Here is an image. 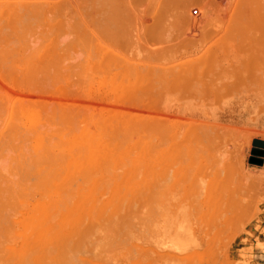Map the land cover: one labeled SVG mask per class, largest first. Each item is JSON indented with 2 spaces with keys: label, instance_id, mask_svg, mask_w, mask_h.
<instances>
[{
  "label": "rangeland",
  "instance_id": "1",
  "mask_svg": "<svg viewBox=\"0 0 264 264\" xmlns=\"http://www.w3.org/2000/svg\"><path fill=\"white\" fill-rule=\"evenodd\" d=\"M66 1L0 10V264H264V0Z\"/></svg>",
  "mask_w": 264,
  "mask_h": 264
},
{
  "label": "bare ground",
  "instance_id": "2",
  "mask_svg": "<svg viewBox=\"0 0 264 264\" xmlns=\"http://www.w3.org/2000/svg\"><path fill=\"white\" fill-rule=\"evenodd\" d=\"M3 1H4V0H3ZM23 1H24V4H22V0H19V1H18V0H17V1H14V0H13V2L11 1L12 3H11L9 0H7L6 2H8V3L5 2L7 5H5V4L1 1V3H0V10H2V7H4V8L7 9V11H8V10H11V11H9V13L13 12V13H11V14H14L15 12H17L18 14H19V12H20V13H21V12H24L23 14H25V12H27V13L32 12V14H33V13H38V12H39V13L45 12V13L47 14L46 11H48V13H49V11H52V10H53V12L56 11L55 13H57V12H67V11H70V10H78V9H79L78 7H81V3H80V5H79V4L76 2V5H75V4H72L71 2H67V1H66L65 3H63L62 0H61L62 3L59 2V0H58L57 2H55L56 4L52 2V1H54V0H45L44 2H39V0H38V2H34V3H29V2H32V0H23ZM48 1H49V2H48ZM77 1H78V0H77ZM85 1H86L88 4L91 2V0H84L82 5H85V3H86ZM89 1H90V2H89ZM92 1H93V3L91 2V4H90L89 6H88L87 4H86V6H84V7H85V10L87 9V11H88V9H89V10H91V11H96V14H97V15L100 14L101 12H103V11L106 12V11H108L109 9H110L109 12L112 11V10H111V7H110L111 4L108 3L109 1L112 2L111 0H109V1H108V0H104L105 2H104L103 0H92ZM99 1H100V2L103 1V3H102V2L100 3ZM114 1H115V0H114ZM130 1H132V0H130ZM150 1H151V0H150ZM152 1H154V0H152ZM157 1H158V0H157ZM162 1H164V0H160V1H158L157 4H158V3H162ZM166 1H169V0H166ZM166 1H165V2H166ZM174 1H175V0H173V1L170 0V2H172V4H173ZM178 1H179V0H178ZM178 1H176V2L178 3ZM180 1H181V0H180ZM182 1H183V0H182ZM188 1H189V0H188ZM188 1H187V2H188ZM191 1H192V0H191ZM223 1H224V0H223ZM229 1H230V0H229ZM58 2H59V3H58ZM73 2H74V1H73ZM115 2H117V0H116ZM115 2H112V3H113V8H112V9H113L114 11H115V9H114V7H115V6H114V3H115ZM127 2H128V1H127ZM170 2H168V4H167L168 8H169V9L174 8L176 5H175V6L172 5V6H174V7H172V6L170 7V6H169V5L171 4ZM185 2H186V0H185L183 3H181L182 6H183V9L181 8L182 6L179 7V9H180V8H181L182 10L185 9V8H184V7L186 6V3H185ZM189 2H190V1H189ZM2 3H3V5H2ZM106 3H108V4H106ZM154 3H155V2H154ZM169 3H170V4H169ZM8 4H9V5H8ZM109 4H110V5H109ZM126 4H127V3H126ZM128 4H129V3H128ZM165 4H166V3H165ZM183 4H184L185 6H184ZM74 5H75V7H74ZM77 5H78V7H77ZM104 5H108V6H109V9L107 10L106 8H107L108 6L105 7ZM117 5H118V4H117ZM117 5H116V6H117ZM119 5H120V4H119ZM123 5H124V4H123ZM145 5H146V4H145ZM159 5H160V4H159ZM161 5H164V4H161ZM221 5H223V4H221ZM226 5H227V4H226ZM228 5H229V4H228ZM125 6H126V5H125ZM187 6L189 7V4H188ZM187 6H186V7H187ZM159 7H161V6H158V5H157V8H159ZM163 7H166V5H164ZM71 8H72V9H71ZM73 8H75V9H73ZM117 8H119V6H117ZM134 8H135V7H134ZM136 8H137V7H136ZM166 8H167V7H166ZM177 8H178V7H177ZM204 8H206V6H205ZM98 9H99V11H97ZM150 9H152V8H150ZM81 10L83 11V9H81ZM85 10H84V11H85ZM147 10H148V9H146V11H147ZM163 10H164V9H163ZM174 10H175V8H174ZM188 10H189V9H188ZM209 10H210V9H209ZM114 11H113V12H114ZM132 11H133V10H132ZM166 11H167V10L165 9V12H166ZM168 11H170V10H168ZM168 11H167V12H168ZM176 11H177V10H176ZM184 11H185V10H184ZM75 12H76V11H75ZM77 12H78V11H77ZM88 12H89V11H88ZM109 12H108V14H109ZM182 12H183V11H182ZM39 13H38V14H39ZM146 13H147V12H146ZM146 13H145V15H146ZM150 13H151V12H150ZM155 13H156V12H155ZM155 13H154V14H155ZM162 13H164V11H163ZM174 13H175V11H174ZM179 13H180V12H179ZM11 14H10V15H11ZM21 14H22V13H21ZM32 14H31V15H32ZM38 14H36V15H38ZM94 14H95V13H94ZM94 14H93V15H94ZM110 14H111V13H110ZM151 14H152V13H151ZM166 14H167V13H166ZM171 14H172V13H171ZM175 14H176V13H175ZM19 15H20V14H19ZM26 15H27V14H25V16H26ZM85 15H86V14H85ZM87 15H88V14H87ZM89 15H90V13H89ZM101 15H105V14L103 13V14H101ZM145 15H144V16H145ZM152 15H153V14H152ZM15 16H17V15L15 14ZM33 16H34V15H33ZM131 16H132V15H131ZM133 16H134V15H133ZM19 17H21V16H19ZM23 17H24V15H23ZM101 17H102V16H101ZM134 17H137V16H134ZM134 17H132V18H134ZM138 18H139V17H138ZM141 18H142V17H141ZM19 19H20V18H19ZM25 19H26V18H25ZM127 19H128V18H127ZM15 20H16V19H15ZM22 20H23V19H22ZM26 20H27V19H26ZM105 20H106V19H105ZM131 21H132V20H131ZM138 21H139V20H138ZM17 22H18V21H17ZM22 22H23V21H22ZM22 22H20V23H22ZM27 22H28V21H27ZM31 22H32V21H31ZM103 22H104V21H103ZM18 23H19V22H18ZM29 23H30V21H29ZM110 23H111V22H110ZM14 24H15V23H14ZM15 25H16V24H15ZM25 25H26V24H25ZM143 25H144V24H143ZM143 25H142V26H143ZM18 26H19V25H18ZM128 26H129V25H128ZM139 26H140V25H139ZM26 27H27V25H26ZM26 27H25V28H26ZM140 27H141V26H140ZM20 28H21V27H20ZM22 28H23V27H22ZM28 28H29V27H28ZM141 30H142V29H141ZM139 33H140V31H139ZM140 35H141V34H140ZM143 39H144V38H143ZM234 48H235V46H234ZM238 48H239V46H238ZM217 49H218V48H217ZM173 50H174V49H173ZM201 50H202V49H201ZM210 50H211V49H210ZM222 50H223V49H222ZM228 50H229V49H228ZM235 50H236V49H235ZM239 50H240V49H239ZM238 52H239V51H238ZM205 53H206V52H205ZM211 53H212V52H211ZM218 53H219V52H218ZM231 53H233V52H231ZM239 53H241V55H242V52H239ZM197 54H198V53H197ZM254 54H255V53H254ZM231 55H232V54H231ZM255 55H256V54H255ZM194 56H195V55H194ZM205 56H206V55H205ZM242 57H243V56H242ZM192 58H193V57H192ZM197 58H198V57H197ZM263 58H264V57H263ZM209 59H210V58H209ZM198 60H199V58H198ZM210 60H211V59H210ZM193 61H195L196 63L198 62V61H196V60H193ZM193 61H190V63L193 62ZM237 62H238V61H237ZM240 63H241V62H240ZM240 63H238V64L241 65L242 63H241V64H240ZM203 66H204V63H203ZM218 68L220 69V67H218V65L215 66V68H214V70H213V71H214L213 73H215V72L219 73L218 76H219L220 73H221V75L223 76V71H222V70L225 69V68H223V69L221 68L220 70H219ZM235 68H236V67H235ZM241 68H242V67H241ZM260 68H261V67H260ZM260 68H258V69L256 70V71H258L257 73H262V72H263V70L261 71ZM200 69L202 70V67H200ZM210 69H211V67H210ZM216 69H217V71H216ZM230 69H231V68H230ZM237 69H238V68H237ZM207 70H208V69H207ZM218 70H219L220 72H219ZM238 70H240V68H239ZM203 71H204V70H203ZM208 71H209V70H208ZM210 71H211V70H210ZM221 71H222V72H221ZM226 71H227V70L225 69L224 72L226 73ZM50 72H51V71H50ZM190 72H191V70H190ZM201 72H202V71H201ZM201 72H200V73H201ZM205 72H206V71H205ZM205 72H204V73H205ZM211 72H212V71H211ZM211 72H210V73H207V72H206L207 76L209 75V77H210V74H213V73H211ZM236 72H237V71H236ZM46 73H47V72H46ZM191 73H192V72H191ZM191 73H190V75H191ZM192 74H193V73H192ZM237 74H239V73L237 72ZM251 74H252V73H251ZM254 74H255V72H254ZM203 75H204V74H203ZM213 75H214V74H213ZM213 75L211 76L212 79L216 77V76H215L216 74L214 75L215 77H213ZM249 75H250V74H249ZM249 75L247 74V76H249ZM256 75H257V74H255V76H256ZM258 75H259V76H258ZM258 75L256 76V78H257V85H261V86H259V87H261L260 89H263V88H262V85L264 86V84H263L264 81L261 82V81H259V80H260V79H261V80H264V76H263L264 73H263V75H262V74H258ZM47 76H48V75H47ZM198 76L200 77L201 75H198ZM222 76H220V77H222ZM238 76H239V75H238ZM247 76H246V81H245V83L247 82ZM262 76H263V77H262ZM204 77H205V75H204ZM204 77H203V78H204ZM209 77H208L207 80H206V81H208L209 83L206 82L204 79H203V80L205 81V83H202V82H204V81H200V80H197V81H196L195 79L193 80V77H192V79H190V88H189V89H190V91H192V93L194 92V94H195V92H196V94H197V96L195 95V96H196L195 99L193 98L194 101H196V100H197V97L199 98V96H202V98L205 96V97L203 98L204 101H205V104H206V100H207L206 98H208V97H209L208 100H211V101H208V100H207V102H212V101L215 100L214 103L212 102V104H215L217 100L219 101L220 98L218 97L217 93H215L216 96L213 94V95H214V96H213V97H214V100L211 99L212 94H210L211 96H209V95L207 96V94L210 93V90H213V88H214V87H213L212 89H209V88H208L209 85H207V84H212V83H214V86H215L216 81H217L218 78H220V77H218V78L216 77L217 80H216V81H215V79L213 80V81H215V82H213V81L210 82L212 79H210L211 77H210V78H209ZM242 77H244V76L242 75ZM205 78H206V77H205ZM248 78H249V77H248ZM250 78H251V75H250ZM262 78H263V79H262ZM184 79H185V78H184ZM200 79H201V77H200ZM233 79H235V78L232 77V80H233ZM242 79H243V78H242ZM185 80H188V79H185ZM192 80H193V82H192ZM220 80H221V79L218 80L219 83H220ZM222 80H223L224 82H223ZM222 80H221L222 83H221L220 85H223V87L225 86V87L227 88V89H226V88L224 87V89H226V90H225V92H224L222 95L224 96V94H226V95L230 94V93L232 92V89H233V91H235V92L238 91V92H236V93H237V96H238L239 91H240V90H238V89H239V88H243V86H241V87L238 86L239 88H237L236 84H238V82H239L241 79L239 80V79L237 78V81H238V82L235 81V82H234L235 86H232V87H231V85L228 87V85H229V84H228V83H229L228 81H227V82H228V83H227L228 85H227V86L225 85V84H226V81H225L224 77H222ZM228 80H229V79H228ZM243 80H244V79H243ZM253 80H255V78H254ZM194 81H195V82H194ZM199 81H200L201 84L199 83ZM218 81H217V83H216L217 85H218ZM229 81H230V80H229ZM258 81L260 82V84H258ZM191 82H192L193 84H192ZM197 82H198V83H197ZM248 82H249V81H248ZM254 82H256V80H255ZM187 83H188V81H187ZM223 83H225V84H223ZM239 83H240V82H239ZM185 84H186V82H185ZM197 84H198V85H197ZM202 84H203V85L205 84V85L208 86V87H205V86H203ZM230 84H232V83H230ZM242 84L244 85V83H242ZM254 84H255V83H254ZM169 85H170V84H169ZM194 85H195V86H194ZM200 85H202V88H204L203 90H206V91L208 90L209 92L207 91L208 93H207V92L205 93V91H204V92L202 93V92H201L202 88H201V90H200ZM212 85H213V84H212ZM238 85H240V84H238ZM166 86L169 87L168 85H166ZM170 86H172V84H171ZM193 86H194V87H193ZM196 86H197V87H196ZM210 86H211V85H210ZM254 86H255V85H253L252 88H254ZM162 87H163V86H161V87H159V88L161 89ZM167 87H166V89H167ZM220 87H221V86H220ZM220 87H219V88H220ZM235 87H236V88H235ZM244 87H245V86H244ZM248 87H249V86H248ZM248 87H247V88H248ZM250 87H251V86H250ZM153 88H154V87H153ZM164 88H165V87H164ZM193 88H194V89H193ZM207 88H208V89H207ZM216 88L218 89V87H216ZM231 88H232V89H231ZM252 88H250V89H252ZM157 89H158V88H157ZM157 89H156V90H157ZM171 89H172V87H171ZM222 89H223V88H222ZM228 89H229V90H228ZM234 89H235V90H234ZM248 89H249V88H248ZM248 89H247V90H244V93H245L246 91L248 92ZM254 89H255V88H254ZM254 89H253V90H254ZM260 89L258 88V90H260ZM156 90H155V91H156ZM203 90H202V91H203ZM153 91H154V89H152V92H153ZM160 91H164V90H160ZM197 91H198V92L200 91L203 95H202L201 93H198ZM250 91H251V90H250ZM254 91H257V90L255 89ZM254 91H252V92H254ZM157 92H158V91H157ZM211 92L214 93V91H211ZM235 92H234V93H235ZM257 92H259V91H257ZM155 93H156V92H155ZM161 93H163V92H161ZM165 93H166V92H165ZM190 93H191V92H190ZM204 93H205V94H204ZM240 93H242V92L240 91ZM248 93H249V92H248ZM254 93H256V92H254ZM260 93H261V92H260ZM158 94H160V93L158 92ZM166 94H167V93H166ZM166 94H165V96H166ZM232 94H233V92H232ZM242 94H243V93H242ZM161 95H162V94H161ZM163 95H164V94H163ZM222 95H220V96L223 97ZM226 95H225V96H226ZM249 95H250V94H249ZM254 95L256 96V94H254ZM254 95L252 94V98H253ZM257 95H259V93H258ZM261 95H262V94H261ZM189 96H190V95H189ZM230 96H231V95H230ZM230 96H229V99H230ZM233 96L235 97L236 94H235V95L233 94ZM233 96H231V97H233ZM241 96H242V95H241ZM255 96H254V97H255ZM190 97H191V96H190ZM234 97H233V98H234ZM249 97H251V96H249ZM258 97H259V96H257L256 98L258 99ZM200 98H201V97H200ZM243 98H245V97H243ZM247 98H248V97H247ZM247 98H246V100H247ZM170 99H171V98H170ZM222 99H223V98H222ZM227 99H228V98H227ZM236 99H238V98L236 97ZM259 99H260V97H259ZM175 100H176V99H175ZM175 100H174V101H175ZM241 100H242V99H241ZM244 100H245V99H244ZM248 100H249V99H248ZM253 100H254V99H253ZM169 101H170V100H169ZM171 101H172V100H171ZM194 101H192V104H193ZM198 101L201 103L200 99L197 100L196 103L199 104ZM204 101L202 100V103H203ZM218 101H217V102H218ZM227 101H228V100H227ZM161 102H163V101L161 100ZM175 102H176V101H175ZM229 102H231V101H229ZM158 103H159V102H158ZM163 103H164V102H163ZM176 103H177V102H176ZM246 103H247V102H246ZM160 104H162V103H160ZM190 104H191V103H190ZM198 104H197V105H198ZM205 104H204V105H205ZM210 104H211V103H210ZM210 104H209V103L207 104V109H206L207 111H205V110L203 111V110H202V113L204 112V114H206V113L208 112V113H211L210 115L212 116V112H211V111H214L215 108H214V106L211 104V108H212L213 110L210 109ZM225 104H226V103H224L223 105L225 106ZM162 105L164 106V104H162ZM178 105H179V104H178ZM199 105H200V104H199ZM208 106H209V107H208ZM212 106H213V107H212ZM224 106H223V107H224ZM169 107H170V106H169ZM204 107H206V106H204ZM221 107H222V106H221ZM223 107H222V108H223ZM159 108H160V106H159ZM162 108H163V107H162ZM171 108H172V107H171ZM193 108H194V106H193ZM164 109H165V108H164ZM202 109H203V106H202ZM204 109H205V108H204ZM209 109H210V112L208 111ZM165 110L168 111L169 109H165ZM198 110H199V109H198ZM198 110H197V111H198ZM192 111H193V109H192ZM192 111H191V112H192ZM205 112H206V113H205ZM216 112H217V111H216ZM218 112H219V114H220V109H219ZM197 113H198V112H197ZM197 113L195 112V115H196ZM213 113H214V112H213ZM214 114H215V113H214ZM214 114H213V115H214ZM219 114H217V115H219ZM121 115H122V114H121ZM206 115H207V114H206ZM217 115H216V116H217ZM199 116H200V113H199ZM204 116H205V115H204ZM204 116L202 117V115H201L200 117L204 118ZM211 116H210V118H212V120H213V117H215V116H213V117H211ZM219 116H220V115H219ZM118 117H119V116H118ZM196 117H197V116H196ZM113 118H114V116H113ZM115 118H116V117H115ZM115 118H114V119H115ZM121 118H122V117H121ZM197 118H198V117H197ZM197 118H196V119H197ZM207 118H209V115H208ZM210 118H209V119H210ZM221 118H222V117H221ZM221 118H220V119H221ZM205 119H206V117H205ZM214 119H215V118H214ZM218 119H219V118H217V120H218ZM110 120H111V119H110ZM110 120H109V121H110ZM148 120H150V119H148ZM203 120H204V119H203ZM203 120H202V121H203ZM207 120H208V119H207ZM223 120H224V119H223ZM104 121H105V120H104ZM118 121H120V120H117V122H118ZM198 121H199V119H198ZM200 121H201V120H200ZM200 121L197 123L198 125L195 124V123L193 122V123L195 124V126H196V127L194 126V128H197V129H198V128H199V125H200V126H202V124L205 125L206 127H204V131H205V132L207 131L208 134L210 133V134L208 135L209 137H210V135H211V137H212V135H213V136L216 138V140H217V139L220 140V139L222 138L223 134H225V133H228V132L231 133L230 131L226 132V131H227V129H226L227 127L225 128L224 124H223V126H222V123H221V126H220V125L217 126V125L219 124L218 121H216L217 124H216L215 122H213V123H215V124H212V122L209 120V121L211 122V124H210V126H209L208 128H207V123H208L209 121L207 122V121L205 120L207 123L204 122V121H203L204 123H203V122L201 123ZM196 122H197V121H196ZM210 122H209V123H210ZM222 122H223V121H222ZM111 123H112V122H111ZM118 123H119V122H118ZM123 123H125V122H123ZM199 123H200V124H199ZM209 123H208V125H209ZM214 125L217 126V129H215L216 126H214ZM120 126H121V125H120ZM192 126H193V125H192ZM197 126H198V127H197ZM211 126H212V127H211ZM213 126H214V127H213ZM226 126H227V125H226ZM230 127H232V126H230ZM122 128H125V126H122ZM192 128H193V127H192ZM192 128H190V129L192 130V131L190 130V131H191V135H192V136L190 135V137H191L190 140H192V138H193V140H194V137H195V138H197V137L200 138V137H201L200 135H202V137H203V138H200V140H201V139H202V140H203V139L206 140V138H207L206 134H203V132L201 131V129H203V127H201V129H199V130H200L199 133L197 132V131H198L197 129H194V128H193V129H194V130H193ZM206 128H207V129H206ZM219 128H220L221 130H223V131L226 130L225 133H223V131H222L223 134H220V132H219V131H220ZM222 128H223V129H222ZM234 128H235V127H234ZM224 129H225V130H224ZM196 130H197V131H196ZM208 130H209V131H208ZM217 130H218V131H217ZM230 130H232V128H231ZM235 130H236V129H235ZM235 130H234V131L232 130L233 133H234V132H237L238 129H237L236 131H235ZM193 131H194V132H193ZM192 132H193V133H192ZM195 132H196L197 134H196ZM195 134H196V135H195ZM199 134H200V135H199ZM219 134H220L221 136H220ZM225 135H226V134H225ZM205 136H206V138H205ZM209 137L207 138V140L211 139V137H210V138H209ZM223 137H224V136H223ZM199 138H198V140H199ZM215 138L212 137V140L215 139ZM224 138H225V137H224ZM196 140H197V139H196ZM232 171H233V170H232ZM232 171H231V172H232ZM228 172H229V171H228ZM197 174H198V173H197ZM231 174H232V173H231ZM231 174H230V176H231ZM190 175H191V174H190ZM228 176H229V175H228ZM231 177H232V176H231ZM227 178H228V177H227ZM221 182H222V181H221ZM207 187H208V186H207ZM217 188H220V187H218V184H217ZM208 191H209V189H208ZM215 192H216V189H215L213 192H212V190L209 192V193L212 195V198H213L214 196H217L218 193H219V191H218L217 194H216ZM209 193H208V195H209ZM214 193H215V195H214ZM220 194H221V196H222L223 192H220ZM220 194H219V195H220ZM211 195H210V196H211ZM213 195H214V196H213ZM206 197H208V196H206ZM206 197H205V198H206ZM210 198H211V197H210ZM216 198H217V199H216ZM218 198H219V200H220L221 197L218 196V197H215L214 199H216V201H219ZM223 198H224V197H223ZM208 200H209V199H208ZM221 200H222V198H221ZM202 201H203V200H202ZM205 201H207V200H205ZM209 201H210V200H209ZM209 201L207 202V203H209V204H210V202H214V201H210V202H209ZM223 201H224V199H223ZM223 201L221 202L222 205H223ZM216 203H217V202L213 203V205H215ZM203 204H204V203H203ZM209 204H207L208 206L206 205L207 208L209 207ZM219 204H220V202H219ZM219 204H217L216 206H218ZM204 205H205V204H204ZM211 205H212V204H211ZM200 206H201V205H200ZM220 206H221V205H220ZM204 207H205V206H204ZM214 207H215V206H214ZM198 208H199V207H198ZM217 208H218V207H217ZM222 208H223V207L220 208V209H221L220 212H222V214H223L224 212H223V209H222ZM218 209H219V208H218ZM210 210H211V209H210ZM210 210H209V212H210ZM204 211H205V210H204ZM214 212H215V211H214ZM206 213H207V214H205V213H204V214H205V215H208V214H209L207 211H206ZM199 214H201V213H198L197 216H198ZM210 214H211V216H210ZM210 214L208 215L209 217L207 216L208 219H210L211 217H213V214H214V218H213V220H214V219L216 220L217 218H220V219H221V217H219L218 215H217V218H216V214H217V213L215 214V213H212V211H211ZM205 215H201V217H203V216H205ZM226 216H227V215H226ZM227 217H228V216H227ZM203 218H204V217H203ZM203 218H201V219H203ZM205 219H206V216H205ZM205 219H203V221H205ZM211 220H212V218H211ZM215 220H214V221H215ZM222 221H224V222L226 223V219H225V220L222 219ZM206 222L209 223V220H206ZM217 222H218V221H217ZM217 222H216V223H217ZM209 224H210V223H209ZM209 224L206 223V225H208V226H207V228H208L207 230H209V228H210V227H209V226H210ZM212 227H213V226H212Z\"/></svg>",
  "mask_w": 264,
  "mask_h": 264
},
{
  "label": "water",
  "instance_id": "3",
  "mask_svg": "<svg viewBox=\"0 0 264 264\" xmlns=\"http://www.w3.org/2000/svg\"><path fill=\"white\" fill-rule=\"evenodd\" d=\"M253 144L255 147L264 148V142L263 141L254 140ZM252 152H253V154H259V155H261L263 153L262 150H256V149H253Z\"/></svg>",
  "mask_w": 264,
  "mask_h": 264
}]
</instances>
